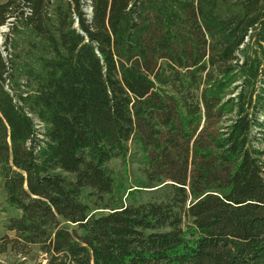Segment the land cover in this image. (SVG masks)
I'll use <instances>...</instances> for the list:
<instances>
[{"label": "trees", "instance_id": "1", "mask_svg": "<svg viewBox=\"0 0 264 264\" xmlns=\"http://www.w3.org/2000/svg\"><path fill=\"white\" fill-rule=\"evenodd\" d=\"M0 183L9 264H264V0L0 2Z\"/></svg>", "mask_w": 264, "mask_h": 264}, {"label": "rangeland", "instance_id": "2", "mask_svg": "<svg viewBox=\"0 0 264 264\" xmlns=\"http://www.w3.org/2000/svg\"><path fill=\"white\" fill-rule=\"evenodd\" d=\"M2 1L4 0H0V2ZM7 30H8V25H4L1 27V31L6 32ZM129 173L130 171H128L127 175H125V173L123 172L121 174V177L118 180L117 189H118V193L122 194L121 196L122 201H127L129 197H133L137 200H143V199H146L149 195H154L151 193L152 191H148L151 189H147L142 186H135V185L132 187L131 185L138 184L139 182L135 178H133V176ZM132 189H135V190L131 192L130 190ZM129 192L131 193L130 194L131 196L129 195L127 196ZM10 214L11 213L9 212L8 207L4 202V195H3V191H2V187L0 183V237L3 236L4 234L8 235L9 237L13 236V232L7 231L5 228V223ZM12 259H13L12 255H8V254L0 255V264H9ZM32 261H33L32 259L28 258L27 263H32Z\"/></svg>", "mask_w": 264, "mask_h": 264}, {"label": "built area", "instance_id": "3", "mask_svg": "<svg viewBox=\"0 0 264 264\" xmlns=\"http://www.w3.org/2000/svg\"><path fill=\"white\" fill-rule=\"evenodd\" d=\"M90 8H88L87 10H89Z\"/></svg>", "mask_w": 264, "mask_h": 264}]
</instances>
